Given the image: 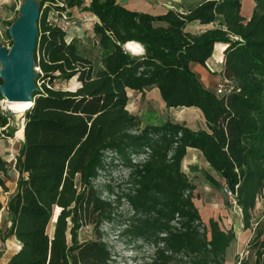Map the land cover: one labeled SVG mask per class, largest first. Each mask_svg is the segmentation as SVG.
<instances>
[{"label":"trees","instance_id":"obj_1","mask_svg":"<svg viewBox=\"0 0 264 264\" xmlns=\"http://www.w3.org/2000/svg\"><path fill=\"white\" fill-rule=\"evenodd\" d=\"M244 1L202 0L185 11L155 15L117 0H65L57 6L61 12L78 7L98 17L92 30L99 67L78 38L68 39L66 30L47 19L40 2L34 103L23 113L15 162L0 153L3 192H9L12 168L19 177L5 204L0 198V240L20 242L5 264H115L104 239L106 224L121 226L119 234L135 249H147L139 264H225L236 232L202 217L196 186L183 170L188 148H197L220 174L222 183L210 180L233 193L244 230L253 231L237 263L264 264V212L252 224L264 194V0H254L251 16L242 12ZM193 21L213 27L190 32ZM128 42L144 51L128 50ZM216 43L226 44L222 94L195 69L208 68ZM73 78L80 83L75 90L54 86L56 79ZM152 88L167 108L200 110L206 127L170 119L143 126L128 110V91ZM2 98L0 92V133L13 136V115L1 109ZM115 164L127 170V179L98 184L102 170ZM123 201L130 217L119 213ZM88 225L95 238L81 241L80 230Z\"/></svg>","mask_w":264,"mask_h":264},{"label":"rangeland","instance_id":"obj_2","mask_svg":"<svg viewBox=\"0 0 264 264\" xmlns=\"http://www.w3.org/2000/svg\"><path fill=\"white\" fill-rule=\"evenodd\" d=\"M27 0H0V44L11 48L13 39L9 36V28L11 22H16L19 16L22 14L21 10L24 3ZM33 3L40 5L42 1L44 3L43 10L47 11V19H49L53 24L61 26L69 34L68 39L76 37L79 39L80 49L82 52L89 57L94 64L99 67L101 51L94 41L93 25L97 21L98 17H95L91 12L83 10L82 8L74 7L68 8L67 11L61 12L57 9V6H63L66 2L65 0H32ZM127 8L142 11L148 10L154 14L160 11L170 9V8H187L191 4V0H118ZM248 1V2H246ZM242 12L246 15H250L249 9L250 4L255 3L254 0H245ZM250 2V3H249ZM254 9V8H253ZM252 9V11H253ZM69 11V12H68ZM253 13V12H252ZM251 13V14H252ZM216 64L209 62L207 67L212 71L219 72L221 66V61L216 59ZM2 64L0 62V71L2 70ZM217 75V74H216ZM218 83L227 84V81L222 77H218ZM54 86L56 88H61L64 90L72 89L75 90L79 87L80 83L77 80L70 79L68 81L56 79L54 80ZM42 81H38V86L42 85ZM216 85V87H217ZM228 87V86H227ZM149 90V89H147ZM130 101L135 102V109L132 112L139 111L140 114L137 116L141 119L143 126L146 122L150 121L156 124L163 123L167 119H171L174 122H182L187 124L193 129L205 128L206 123L202 113L197 110H186L183 108L170 109L162 103L161 99L158 98L157 93L153 91H148L144 94L137 91L129 92ZM5 98H2L1 109L4 112H9L12 114L8 129H13V136L1 134L0 133V153L8 161L14 163L16 156L18 155L21 142L23 141V135H19L21 128L24 126V114L18 115L13 113L8 108H5L3 102ZM129 101V102H130ZM148 105V108L145 107ZM13 167V166H12ZM183 170L187 172L191 182L196 186V191L194 193V202L198 205L202 217L206 221L211 218H216L220 221L222 227L230 229L233 227L236 232V239L230 245L227 251V261L225 264H238V259L243 258L247 254V244L253 235V231L248 228L244 230L243 216L241 210L238 208L237 203L233 201L232 195L226 192L225 185L219 187L215 185L210 178H214L218 182L222 183V178L220 174L210 167L206 161L204 155L197 149L187 154L183 162ZM98 178V184H103L105 182L118 184L127 179V170L119 165H109L106 169L102 170ZM18 173L12 168L8 178V188L9 192H12L18 181ZM8 193H4L2 188H0V198L5 204L7 201ZM104 196L109 197L108 193H104ZM111 199L112 196H110ZM58 209H56L57 211ZM264 212V194L258 198V202L255 210L253 211L254 219L252 224L255 226L257 220L261 219ZM4 213V211H3ZM119 213L122 218L130 217L132 211L129 204L123 201L122 205L119 207ZM3 215H0V220ZM53 226L51 227V230ZM120 227L111 226L106 224L104 226V239L107 240L113 247V252L115 255V264H139L137 260L139 256L146 258L148 256V251L143 248L141 251L135 249V244L127 243L119 234ZM79 237L81 241H88L89 239L95 238L93 232V226L88 225L80 230ZM140 245V244H137ZM17 240L14 238L8 239L6 243L0 240V264H4L12 251L16 250L18 247ZM145 262V260H141Z\"/></svg>","mask_w":264,"mask_h":264},{"label":"water","instance_id":"obj_3","mask_svg":"<svg viewBox=\"0 0 264 264\" xmlns=\"http://www.w3.org/2000/svg\"><path fill=\"white\" fill-rule=\"evenodd\" d=\"M21 13L9 28V36L13 39L11 48L0 44V62L3 67L0 77L4 83L0 86V92L3 98L10 101L25 100L33 104L32 93L37 89L33 54L38 38L40 6L27 0Z\"/></svg>","mask_w":264,"mask_h":264},{"label":"crops","instance_id":"obj_4","mask_svg":"<svg viewBox=\"0 0 264 264\" xmlns=\"http://www.w3.org/2000/svg\"><path fill=\"white\" fill-rule=\"evenodd\" d=\"M118 1V0H117ZM202 0H191V4H190V6L189 7H191V5H195V4H197V3H199V2H201ZM120 2V1H119ZM246 2H248V1H246ZM245 1H244V4L246 3ZM121 3V2H120ZM250 3V2H249ZM122 4V3H121ZM243 4V5H244ZM123 5V4H122ZM124 6V5H123ZM254 6H255V3H253V5H251L250 4V15H248V16H251L252 14V9L254 8ZM126 7V6H125ZM189 7H187V8H189ZM187 8H178V7H175V8H170V9H178V10H180V11H185ZM131 9V8H130ZM132 10H134V9H132ZM167 10H169V9H166V10H163V11H160L159 13H157V14H155V15H158V14H160V13H164V12H166ZM138 11V10H137ZM140 12H142V11H140ZM145 12H149V13H152V12H150V11H148V10H145ZM152 14H154V13H152ZM211 27H213V24L211 23V24H207V25H202V24H200L199 22H197V21H193V22H191L188 26H187V30L188 31H190V32H194V33H200V32H202V31H204V30H206L207 28H211ZM225 46H226V44H222V43H216V45H215V49H214V53H213V55L208 59V62H207V64H209V62H213L214 61V63L216 64V61L214 60V57H216V59H219L221 62V66H220V69L218 70L219 72H216L215 70L214 71H212L210 68H209V66H208V68H205V67H203L202 65H200V64H198V65H196L195 66V69L199 72V74H200V76H202V79H203V81L205 82V84L207 85V87H210V88H212V89H215L216 88V85H217V83H218V77H222L221 75H220V71L222 70V66H223V51H224V49H225ZM217 74V75H216ZM130 91H135V90H133V89H131ZM130 91H128V94H129V92ZM148 91H153L154 93H157V95H158V98L157 97H154V99L156 98V99H161V101H162V103H164L165 104V102H164V100H163V98H162V96H161V93H159V90L157 89V88H152V89H149V90H146L145 92L147 93ZM130 97V96H129ZM130 101V100H129ZM166 106V105H165ZM146 109L148 108V105L145 107ZM134 109H135V102H133V101H130L129 102V104H128V110H130V112L132 113V111H134ZM171 109V108H170ZM183 109H186V108H183ZM193 109H195V108H192V109H186V110H193ZM198 110V109H197ZM200 111V110H199ZM201 112V111H200ZM134 114H140V112L139 111H135V112H133ZM202 113V112H201ZM203 115V114H202ZM171 120V119H170ZM166 121V120H165ZM173 121V120H172ZM148 124H156V123H153V122H150V121H148V122H146L144 125H148ZM159 124H162V123H159ZM142 125H143V123H142ZM193 129V128H192ZM197 150V148H188V150H187V154H189V153H191L192 151H196ZM186 154V155H187ZM187 158V157H186ZM15 239V238H14ZM17 240V239H16ZM17 243H18V248L20 247V242L17 240ZM5 264V263H4Z\"/></svg>","mask_w":264,"mask_h":264},{"label":"bare ground","instance_id":"obj_5","mask_svg":"<svg viewBox=\"0 0 264 264\" xmlns=\"http://www.w3.org/2000/svg\"><path fill=\"white\" fill-rule=\"evenodd\" d=\"M128 50L130 49L134 53H142L144 49H142L141 45L136 42H128L126 45ZM5 108H8L13 113L21 115L23 114L27 109H29L33 104L31 101H10L9 99H5L3 102ZM30 110V109H29ZM24 129L21 128L19 135H22L24 133Z\"/></svg>","mask_w":264,"mask_h":264},{"label":"built area","instance_id":"obj_6","mask_svg":"<svg viewBox=\"0 0 264 264\" xmlns=\"http://www.w3.org/2000/svg\"><path fill=\"white\" fill-rule=\"evenodd\" d=\"M36 71H40V67H36ZM225 88H226V84L219 83L217 85V87H216V91H217L218 94H222L224 92ZM225 190H226L227 193H229L230 195H232L233 201L235 203H237V201L235 200V197H234L233 193L226 186H225Z\"/></svg>","mask_w":264,"mask_h":264}]
</instances>
